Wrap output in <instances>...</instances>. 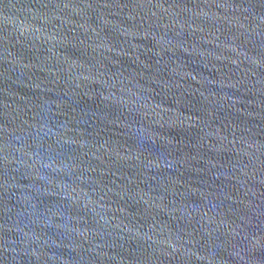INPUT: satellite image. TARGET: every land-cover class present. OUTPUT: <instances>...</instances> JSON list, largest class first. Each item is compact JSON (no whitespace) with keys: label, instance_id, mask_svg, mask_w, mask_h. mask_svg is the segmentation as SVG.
Instances as JSON below:
<instances>
[{"label":"water","instance_id":"1","mask_svg":"<svg viewBox=\"0 0 264 264\" xmlns=\"http://www.w3.org/2000/svg\"><path fill=\"white\" fill-rule=\"evenodd\" d=\"M0 264H264V0H0Z\"/></svg>","mask_w":264,"mask_h":264}]
</instances>
